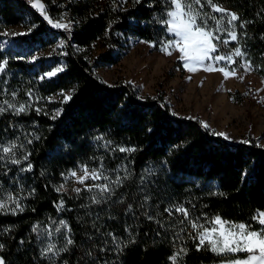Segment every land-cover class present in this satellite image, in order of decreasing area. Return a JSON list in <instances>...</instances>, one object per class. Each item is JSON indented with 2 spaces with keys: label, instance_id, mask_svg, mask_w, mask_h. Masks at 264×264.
<instances>
[{
  "label": "trees",
  "instance_id": "16d2710c",
  "mask_svg": "<svg viewBox=\"0 0 264 264\" xmlns=\"http://www.w3.org/2000/svg\"><path fill=\"white\" fill-rule=\"evenodd\" d=\"M29 1L0 0V27L29 19L38 27L19 39L47 44L62 38L66 53L55 56L47 66L42 58L31 62L9 59L6 74H0V102L27 106L19 115L11 109L0 114V144L15 142L18 159L30 153L21 165L7 158L0 161V198L9 192L18 194L24 208L15 215L0 213V244H4L0 256L6 264H53L48 258L52 253L42 256L41 251L49 244L64 247L68 234L74 243L55 257L54 264H172L169 256L182 247L188 253L177 264L221 263V257L208 248L196 251L199 241L189 234L195 235L197 230L182 213L173 210L169 214L165 209L183 205L190 218H199L198 223L205 227L211 226L206 221L218 215L258 229L260 225L252 217L257 210L264 211V146L250 134L245 139L249 143H229L212 135L214 131L203 127L198 118L173 114L159 91L154 96H139L132 83L109 85L94 71L97 62H117L135 39L170 37L157 22V17L167 18L164 0H142L140 4L126 0L124 10L113 0H43L46 14L54 22L72 21L67 30L49 24ZM214 2L250 23L241 28L240 20L235 22L237 41L221 32L229 44L212 53L240 47L245 55L234 56L230 62L212 61V65L235 70L245 59L264 82V0ZM214 15L220 18L219 13ZM97 41L104 49L92 58L89 49ZM0 58H5L2 49ZM59 58L64 61L63 71L41 79V71L54 66ZM73 89V98L63 103L60 116L51 119L49 109L54 103L48 99ZM12 92H16L14 97ZM230 96L235 102L243 98L238 93ZM108 141L111 143L105 147ZM119 147L136 151L120 152ZM28 162L32 170L20 172ZM101 163L110 179L119 174L123 183L110 199L95 204L91 201L95 191L81 187L76 193L65 176L80 165L98 168ZM61 185L63 190L56 191ZM32 189L35 192L28 195ZM61 199L64 206L58 210ZM129 204L131 212L127 211ZM149 215L154 219L149 220ZM58 220L66 221L71 233L57 236L54 224ZM5 228L9 231L4 232ZM109 233L117 237L122 251H117Z\"/></svg>",
  "mask_w": 264,
  "mask_h": 264
},
{
  "label": "snow or ice",
  "instance_id": "6c2138e0",
  "mask_svg": "<svg viewBox=\"0 0 264 264\" xmlns=\"http://www.w3.org/2000/svg\"><path fill=\"white\" fill-rule=\"evenodd\" d=\"M32 0H30V3ZM126 0H113V3L116 4L120 10L122 4ZM166 5L165 16L166 19H161L157 17V22L164 26V30L167 34H171V38L163 39L160 41H141L142 43L149 44L150 47L159 46V50L164 52L167 55H172L173 52H179L178 59L183 61V67L186 68L189 72L197 71V66H205V60H228L231 61L232 57H242L245 55L241 51L240 47H236L227 55H216L212 56V53L217 52L218 48L221 46H227L229 44V39H222L219 35L221 32L226 33L231 41H237L238 37L236 34V24L237 20H240V27L244 28L247 23L250 21H243L240 19L237 13L231 12L220 4L214 2V0H164ZM135 4L142 3V0H134ZM34 7L39 9L43 18L47 20L55 28H64L69 29L72 25V21L69 23H62L60 20L53 21L47 14L45 6L40 3V0H35ZM211 9V11H205V8ZM117 10L116 8L113 9ZM214 13H219L220 18L217 19ZM63 18V17H62ZM210 21L212 22L210 24ZM227 24V27L225 26ZM38 25L32 24L28 31L23 33H14L13 35H29L31 32L36 29ZM111 28V23L109 24V29ZM106 29V34L108 30ZM264 38V36H262ZM216 41V43H214ZM17 59H24V57H16ZM32 60L37 59L36 56L31 58ZM9 63L8 58H0V74H6L7 66ZM241 67L247 68L248 65H241ZM206 70L211 71V65L205 66ZM63 71V67H57L52 71L44 73L40 78H53L59 72ZM224 73L225 77H228L230 73L225 71L223 68L220 69ZM233 69V73H234ZM74 89L70 90L68 93H65L64 90H61L59 95L62 96L61 103H67L73 98ZM11 95L14 97L16 92H12ZM29 96L32 95L31 91L28 93ZM6 105V107H5ZM11 109L16 115H19L22 112L27 111V106L25 104H20L18 107L14 103H9L5 100L0 102V114H3L7 110ZM37 112L40 109H36ZM63 109H55L51 115V119H57L62 113ZM202 126L208 128L209 125L206 122L202 123ZM148 131H153L148 129ZM212 135L223 137L225 140H229L230 137L223 132H212ZM37 139L39 137H36ZM97 140H100L101 137H96ZM242 143H249L248 140L241 141ZM31 143V140L28 141ZM111 141H108L105 144V147L110 144ZM20 148L24 147V144L19 145ZM16 149L17 145L13 141H9L7 145L0 144V161L7 159L11 160V163L14 165H21L22 160L28 161L30 153L24 154L22 159L16 158ZM120 152H133L136 151L135 148L131 147H119ZM102 159V158H101ZM33 165L28 162L26 166H21L19 168L20 172L31 171ZM79 170L83 175L77 176L76 170H70L67 176L64 173H61L62 176H65V179L69 177L75 178L76 181L84 186L88 192H94L96 195L91 197L92 203L100 204L102 201H107L111 198L116 187H119L123 183V178L116 175L115 180L110 179L106 172L108 171L103 163L100 164L98 168H92L89 170L88 165H80ZM116 172V170H113ZM43 175V173H41ZM246 175V173H245ZM93 181L92 184H85V181ZM96 181H102L96 183ZM64 188L63 185L58 187L56 191L60 192ZM3 190L0 189V192ZM74 192L80 193L81 188L77 187L73 189ZM35 192V189H32L28 195H32ZM223 195V193H219ZM99 197V198H98ZM19 195H13L12 193H7L6 198H0V213L2 212H11L15 215L17 212H23L24 208L21 206ZM148 197H145V201ZM9 204L12 206L9 207ZM58 210L63 209L64 201L63 199L56 205ZM143 207V205H142ZM182 213L187 223L191 225L193 229H196V234H189L193 240H198L196 244V251H201L204 248L210 249L213 253H216L221 257V264H264V211L257 210L256 214L253 215L252 220L256 221L260 227L258 229H253L251 224L244 223H233L226 220H223L220 216H215L211 221H206L210 223V227H205V225L198 223L197 220H192L189 215L188 209L184 208L183 205L172 206V208H166L165 212L171 214L172 211ZM34 211V209H33ZM127 211H132V205L127 206ZM147 215V214H146ZM149 220L154 219L152 216H148ZM181 224L185 223V220L180 221ZM227 225V227H225ZM60 227L67 229V233H71V228L67 225L66 221L61 220L59 222ZM95 226V224H94ZM60 227L56 230L59 231ZM37 229L34 227L33 231ZM4 232L9 231L5 228ZM184 229H181L183 232ZM51 235V233H49ZM108 235L112 236L113 243L116 245L117 251H122L120 242L117 240V237L109 233ZM179 235V234H177ZM66 242L64 247L56 249L54 244H49L45 249L41 251L42 256H47L48 253H52V256H49V260L53 261L55 257H58L61 252H67L68 246L74 243L70 235L66 234ZM130 242H134V239ZM126 246V245H125ZM4 248V244H0V250ZM188 249L182 247L171 256L169 260L172 264H177L178 258L186 255ZM234 253H246L244 259L238 257H230L229 254ZM227 257V258H226ZM226 258V259H225ZM0 264H6L4 258L0 256ZM64 264H68L67 261H64Z\"/></svg>",
  "mask_w": 264,
  "mask_h": 264
},
{
  "label": "rangeland",
  "instance_id": "374dc122",
  "mask_svg": "<svg viewBox=\"0 0 264 264\" xmlns=\"http://www.w3.org/2000/svg\"><path fill=\"white\" fill-rule=\"evenodd\" d=\"M32 24L35 23L24 19L20 23L0 27V49L3 50L6 58L24 57L27 62L42 58L44 66H47L55 56L59 57L66 53L62 38H55L53 41L43 44L27 43L19 39L21 35H13L28 31ZM169 35L171 38V34ZM141 41L148 40H133L122 57L115 63L97 62L98 64L94 67L95 73L109 85L132 83L139 96H154L159 91L169 104L173 114L185 118H198L202 123L206 122L210 130L226 133L230 137L229 140H226L229 143L243 141L250 134L257 139L260 145L264 146V82L253 71L247 60L243 59L242 65L247 64L248 67L235 69L234 73L233 70L224 66L212 65L214 60H205L204 62L205 66L211 65V71L206 70L205 66L198 65L197 71L189 72L183 67V61L178 59L179 52L167 55L159 50V46L150 47L149 44ZM103 49L100 41L94 42L90 46L89 54L94 58ZM230 52L216 55H227ZM33 56H36L37 59L32 60ZM221 61L230 62L228 60ZM63 65V59L59 58L58 63L41 71L40 74L52 71L57 67H63ZM35 67L38 65L36 64ZM221 68L228 71L230 75L225 77L224 73L220 71ZM59 93L48 99L54 103L49 109L50 114H53L55 109L62 108L63 98ZM231 93L243 95L242 100L240 102L233 101ZM91 169L89 167V170ZM76 171L77 176L83 175L79 169ZM67 182L71 187H84L72 177H69ZM100 182L102 181H96V183ZM92 183L94 182L90 180L85 181V184ZM60 221L58 220L54 224L57 236H63L67 232L66 228L59 226ZM58 227H60L59 231L56 230ZM245 257L246 255L239 258L244 259Z\"/></svg>",
  "mask_w": 264,
  "mask_h": 264
},
{
  "label": "water",
  "instance_id": "95a60500",
  "mask_svg": "<svg viewBox=\"0 0 264 264\" xmlns=\"http://www.w3.org/2000/svg\"><path fill=\"white\" fill-rule=\"evenodd\" d=\"M29 5L39 14L40 17H43V15L41 14L40 10L35 8L34 7V3H35V0H32V2L30 3V1L28 2ZM40 3H42L44 6H45V10H46V5L45 3L43 2V0H40Z\"/></svg>",
  "mask_w": 264,
  "mask_h": 264
}]
</instances>
